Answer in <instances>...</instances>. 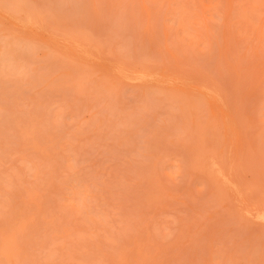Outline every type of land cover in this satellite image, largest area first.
I'll return each instance as SVG.
<instances>
[{"label":"rangeland","instance_id":"obj_1","mask_svg":"<svg viewBox=\"0 0 264 264\" xmlns=\"http://www.w3.org/2000/svg\"><path fill=\"white\" fill-rule=\"evenodd\" d=\"M0 264H264V0H0Z\"/></svg>","mask_w":264,"mask_h":264}]
</instances>
